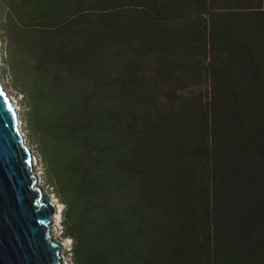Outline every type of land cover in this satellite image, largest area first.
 <instances>
[{"label": "trees", "instance_id": "obj_1", "mask_svg": "<svg viewBox=\"0 0 264 264\" xmlns=\"http://www.w3.org/2000/svg\"><path fill=\"white\" fill-rule=\"evenodd\" d=\"M71 264H264V0H0Z\"/></svg>", "mask_w": 264, "mask_h": 264}, {"label": "water", "instance_id": "obj_2", "mask_svg": "<svg viewBox=\"0 0 264 264\" xmlns=\"http://www.w3.org/2000/svg\"><path fill=\"white\" fill-rule=\"evenodd\" d=\"M33 155L0 79V264H66L53 234L58 201L39 184Z\"/></svg>", "mask_w": 264, "mask_h": 264}, {"label": "rangeland", "instance_id": "obj_3", "mask_svg": "<svg viewBox=\"0 0 264 264\" xmlns=\"http://www.w3.org/2000/svg\"><path fill=\"white\" fill-rule=\"evenodd\" d=\"M6 16L7 10L3 9L0 2V79L1 84L7 95L12 96V98L16 101L17 106V117L20 125V131L23 134V138L28 145V147L32 150L34 154V171L37 173L39 184L42 188L48 193L52 194V189L46 181L45 173L42 167L41 159L39 156V152L37 151L36 143L34 141L33 136L30 134L25 119V105L23 101L22 94L14 87V83L11 77V70L7 62L8 56V40L7 34L5 31L6 26ZM52 196V195H51ZM52 198L55 199L53 196ZM58 201V200H56ZM60 205V211H56L58 213V217L54 218L53 222V234L56 238L62 242H65L62 253L64 255V259L66 264H71L70 259V248L71 241L69 238H66L62 235V224H61V207L62 204L58 201ZM56 214V213H55ZM55 216V215H54Z\"/></svg>", "mask_w": 264, "mask_h": 264}, {"label": "bare ground", "instance_id": "obj_4", "mask_svg": "<svg viewBox=\"0 0 264 264\" xmlns=\"http://www.w3.org/2000/svg\"><path fill=\"white\" fill-rule=\"evenodd\" d=\"M34 156V155H33ZM35 159V158H34ZM35 162V161H34ZM54 199V198H53ZM56 200V199H54ZM57 202V201H56ZM57 210L60 211V205L57 203ZM56 217H58V213L56 212L54 218L56 219ZM55 221V220H54Z\"/></svg>", "mask_w": 264, "mask_h": 264}]
</instances>
